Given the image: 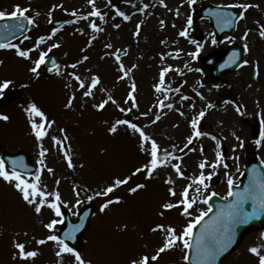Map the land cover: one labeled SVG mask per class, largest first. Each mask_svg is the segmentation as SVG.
Listing matches in <instances>:
<instances>
[{
    "label": "rangeland",
    "instance_id": "rangeland-1",
    "mask_svg": "<svg viewBox=\"0 0 264 264\" xmlns=\"http://www.w3.org/2000/svg\"><path fill=\"white\" fill-rule=\"evenodd\" d=\"M207 3L241 9L233 33L216 39L201 19L194 39L192 10ZM19 12L32 22L0 51V96L22 87L0 107V147L38 164L31 178L0 168V264H186L208 195L225 197L246 157L264 164V0H0V16ZM231 42L240 68L199 69ZM49 52L52 73L40 69ZM87 203L76 251L53 242L63 209L75 219ZM260 236L225 264H264Z\"/></svg>",
    "mask_w": 264,
    "mask_h": 264
},
{
    "label": "water",
    "instance_id": "water-1",
    "mask_svg": "<svg viewBox=\"0 0 264 264\" xmlns=\"http://www.w3.org/2000/svg\"><path fill=\"white\" fill-rule=\"evenodd\" d=\"M204 8L203 13L205 11L206 15L207 12L216 11L214 16L217 18L228 14L229 8L233 9L232 7ZM235 19L236 16L230 13L228 17L229 26H226V31L233 28ZM241 55L240 46H231L225 59H223V55H217L209 60L207 58L203 60L202 67L211 68L214 75L218 76L235 69L240 63ZM10 97L11 95L5 96L0 100V103L6 102ZM1 156L10 168L23 172L31 170L32 166L26 168L27 166L23 165L22 160L27 161L24 162L25 165L34 164L28 158V155L20 150L4 148L1 149ZM254 167H257L256 164L253 165L252 162H247L246 172L241 178L242 184L237 188H233L228 201L221 200L216 196L210 197L211 210L197 223L191 234L186 255L188 264H221L223 257L237 246L244 233L264 224L262 194L264 188L262 187L263 183L259 184L257 182V178L261 181L264 180V168L254 169ZM91 212L92 207L89 211L80 212L78 221L74 223L67 222L68 226L61 234V236L64 235V240L72 243L74 237H71V234H78L77 239L81 236L88 225ZM77 244L76 242L72 246L75 247Z\"/></svg>",
    "mask_w": 264,
    "mask_h": 264
},
{
    "label": "flooded vegetation",
    "instance_id": "flooded-vegetation-1",
    "mask_svg": "<svg viewBox=\"0 0 264 264\" xmlns=\"http://www.w3.org/2000/svg\"><path fill=\"white\" fill-rule=\"evenodd\" d=\"M256 242H259V240L257 239ZM252 243H249L247 245L248 249H247V253H250L251 249L253 248V246H251Z\"/></svg>",
    "mask_w": 264,
    "mask_h": 264
}]
</instances>
